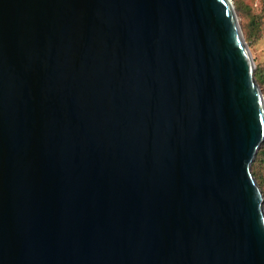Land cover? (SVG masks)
I'll return each mask as SVG.
<instances>
[{
	"label": "water",
	"instance_id": "obj_1",
	"mask_svg": "<svg viewBox=\"0 0 264 264\" xmlns=\"http://www.w3.org/2000/svg\"><path fill=\"white\" fill-rule=\"evenodd\" d=\"M232 0H0V264H264V96Z\"/></svg>",
	"mask_w": 264,
	"mask_h": 264
},
{
	"label": "rangeland",
	"instance_id": "obj_2",
	"mask_svg": "<svg viewBox=\"0 0 264 264\" xmlns=\"http://www.w3.org/2000/svg\"><path fill=\"white\" fill-rule=\"evenodd\" d=\"M232 2L245 42L254 60V71L261 70L264 77V0H232ZM257 83L264 96V85L259 84L258 81ZM262 157L261 154L258 162L252 165L254 158L251 172L264 198V157L263 159Z\"/></svg>",
	"mask_w": 264,
	"mask_h": 264
},
{
	"label": "trees",
	"instance_id": "obj_3",
	"mask_svg": "<svg viewBox=\"0 0 264 264\" xmlns=\"http://www.w3.org/2000/svg\"><path fill=\"white\" fill-rule=\"evenodd\" d=\"M255 79L259 82V84L264 85V77H263L261 70L257 69L255 71ZM261 154L264 157V140L262 141V143L260 145V148L257 152V155H256L255 160H254L252 165H254L256 162H258V159H259ZM263 157H262V159H263ZM263 207H264V202H263Z\"/></svg>",
	"mask_w": 264,
	"mask_h": 264
}]
</instances>
